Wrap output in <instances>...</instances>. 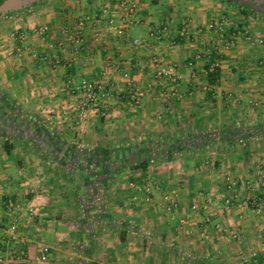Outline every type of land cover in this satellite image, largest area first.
Returning <instances> with one entry per match:
<instances>
[{
	"label": "crops",
	"instance_id": "0c3cea01",
	"mask_svg": "<svg viewBox=\"0 0 264 264\" xmlns=\"http://www.w3.org/2000/svg\"><path fill=\"white\" fill-rule=\"evenodd\" d=\"M40 1L0 19V264H163L174 262L181 249L198 250L163 242L175 234L168 230L169 220L163 229H145L148 218L156 222L162 200L150 195L145 172L122 162L126 151H178L180 145L185 150L191 142L209 141L213 126L238 132L243 119L235 115L244 104L251 107L247 140L264 147V42H256L264 39V31L247 27L253 42L236 37L227 47L207 28L225 17L221 0H126L137 6L133 15L127 3L121 5L124 0ZM184 24L190 34L181 38ZM230 25L226 22L225 28ZM164 26L167 35L160 32ZM77 29L80 44L69 40ZM200 49L209 55L187 66ZM160 55L181 74V99L153 78V59ZM211 59L218 61L214 83L205 73ZM84 79L110 91L104 115L95 107L77 113L79 97L71 83ZM130 84L143 91L134 105L127 100ZM190 120L203 132L159 145L153 139L159 128L190 125ZM98 156L109 157L103 159L107 167L95 164ZM162 182L167 186L169 179ZM99 195L105 213L98 220L92 201ZM176 200L180 213L173 216L175 222L188 217L192 205L182 193ZM20 205H31L35 215L28 216ZM204 214L195 213L194 221H202ZM210 215L213 221L222 217L216 209ZM231 217L240 221L234 211ZM11 221L19 234L15 246L5 237ZM239 224L264 239L252 219ZM43 247L46 251L40 252ZM257 248L264 262V240ZM18 249L25 251L24 261H16ZM202 260L185 262L208 264Z\"/></svg>",
	"mask_w": 264,
	"mask_h": 264
},
{
	"label": "rangeland",
	"instance_id": "374dc122",
	"mask_svg": "<svg viewBox=\"0 0 264 264\" xmlns=\"http://www.w3.org/2000/svg\"><path fill=\"white\" fill-rule=\"evenodd\" d=\"M46 1L51 2L52 0ZM221 1L224 4V18L227 23L236 24L237 21H243L245 28L260 26V32L264 31V23H261L264 21V13L252 11L247 18H244L238 13L236 3L228 4ZM41 3L43 1H38L34 6ZM59 3L66 4L65 0H60ZM254 105L257 107L259 103H254ZM239 111L240 113L235 116L240 115L243 124H238L237 135L243 137L238 141H230L226 136L229 135V132L222 130L221 126L217 129L213 126L215 132L212 131L208 134L209 141L201 139L196 143L191 142L190 148L182 149V151L170 149L169 159L161 158L160 151H126L127 158H123V163L126 164L144 156L152 157L143 179L151 196L154 193H157L156 196L160 195L162 210L157 213L155 223L154 219L149 220V218L144 222L145 229L149 231L150 225L154 229H163L165 221L169 220L168 230L175 234L167 241L166 238H163V242L171 243L178 249L191 245L198 249L193 252L181 249L180 252H177L178 259L175 257L174 262L169 261V263L164 262L163 264H186L185 261L189 258L203 259L209 264H251L253 262L264 264L262 252L259 250L260 254H257V247H262L264 239L241 230L242 227L239 224L252 219L255 224L253 229L260 228V235L261 231H264L262 230L264 229V199H258L260 194H264V147L259 145L258 141L252 145L253 143L247 140L248 129L245 119L248 117L251 107L244 104ZM168 129L164 132L159 128L153 132V139H156L158 145L203 132V130L197 129L192 121L190 125H186V123L185 125L171 124ZM232 129L230 128L228 131L233 132ZM133 141L136 142L137 139ZM203 145L205 146L198 150ZM166 179H169V182L165 183L167 186H163L162 181ZM170 183H174L173 186ZM179 183L183 186H178ZM132 184L134 185L132 187L135 188L137 183L132 182ZM179 193H182L192 205L191 210L187 211L188 217L183 215L184 217L180 218L181 222L178 216V220L175 222L176 219L173 216L176 217L177 213H180L176 200ZM165 194L174 199L171 209H168L163 200ZM206 199H210V202H207ZM226 199H229V202H226ZM215 209L224 219L228 217L232 221L227 219L223 221L222 217L220 221H213L211 218L213 216L210 214ZM193 211L195 213L205 211L202 221H194L195 213ZM233 211L240 221H233L234 218L231 217ZM250 228L252 226H249L248 230ZM156 240L162 241L161 239ZM109 241L114 245V240L110 239ZM133 243L135 242L133 241ZM147 255L149 256V254ZM163 255L167 259L168 253H163ZM216 261H220V263Z\"/></svg>",
	"mask_w": 264,
	"mask_h": 264
},
{
	"label": "built area",
	"instance_id": "2783aa9c",
	"mask_svg": "<svg viewBox=\"0 0 264 264\" xmlns=\"http://www.w3.org/2000/svg\"><path fill=\"white\" fill-rule=\"evenodd\" d=\"M127 3L128 5V13L129 14H135L136 13V5L135 3H131L130 1L124 0L121 5H125ZM78 25L81 26L82 22H78ZM226 19L222 17L219 20L210 21L207 24V28L211 31H213L218 39L223 42L227 47L232 45L234 43V40L236 37H242L245 40H249L253 42V37L246 34V31L238 30L236 32L228 33L226 32ZM161 34L167 35L168 29L166 26L160 29ZM178 34L181 38L186 37L190 34V29L188 24H184L178 31ZM151 35H154V32L152 31ZM69 40L71 43L74 44H80L83 41L82 34L79 29L73 31L69 35ZM140 40L134 39L133 44H139ZM256 42L262 43L264 42V39L262 37L256 38ZM209 55L208 51L206 49H200L194 53V55L187 61L186 65L189 67H193L196 62L201 61L204 56ZM154 62V72H153V78L160 83L161 85L165 84V86L168 89V92L174 96L176 99L182 98V93L179 90V84L181 82V74L178 72V69L176 65L172 63L166 62L163 57L156 56L153 59ZM218 67V61L211 59L208 63V68L205 70V73L212 72L214 69ZM124 76H127V73H124ZM72 84V92H75L79 100L76 104V110L77 113L82 115L87 111L90 107L99 108L101 110V114H105V108H106V101L110 98L111 93L109 90L106 89L105 85L103 83H100L98 81L94 80H82L80 84ZM142 90L135 86V84H130L127 92V100L128 103L131 105H134L138 103L139 98L142 95ZM0 195H3L2 189L0 187ZM164 202L167 204L168 209L172 208V205L174 203V199L168 195L165 194L163 196ZM207 202H210V199H206ZM226 202H229V199H226ZM11 205V203H9ZM18 209L22 210L24 209L26 213L30 216L35 215V208L31 205H20ZM208 221V218H206ZM182 222V220H181ZM5 237L7 241L10 243H17L19 241V234L17 232V228L15 223L12 221L8 223V225L5 228ZM46 251V248L40 249V252ZM26 258L25 251L23 249H18L15 259L24 261ZM15 264V263H14ZM251 264H259L258 262H253Z\"/></svg>",
	"mask_w": 264,
	"mask_h": 264
},
{
	"label": "trees",
	"instance_id": "16d2710c",
	"mask_svg": "<svg viewBox=\"0 0 264 264\" xmlns=\"http://www.w3.org/2000/svg\"><path fill=\"white\" fill-rule=\"evenodd\" d=\"M2 1L3 0H0V4H1ZM223 1H225L228 4L236 3L237 9H238V13L244 18H247L249 16V14L252 12L251 7H249V6L245 5V4H242V3H239V2H235L234 0H223ZM238 30H241V31L246 30L245 29V25H243V21H237L236 24L230 25V27H228L226 29V32L232 33V32H236ZM207 68H208V64L206 66V69ZM206 76H207L209 82L214 83L216 78H217V76H218V67L216 69H214V71H212V72H207ZM228 129H230V128H228ZM228 129H227V131H228ZM232 130H233V132L229 131V135H232L231 138H228L230 141H238V140H240L241 137H243V136H240V135L239 136H235V134L237 133V132L235 133L236 128L232 129ZM237 131H239V129ZM260 133H264V131L261 130ZM180 146L176 147L178 149V151L182 150V148ZM5 149L9 150V145L8 144L5 145ZM160 154H162L161 158L169 159V151H160ZM97 159L98 160L95 162V164H98L99 166L107 167L108 164L106 165L105 164L106 161H104V160H108L109 157L102 158V157L98 156ZM115 159H117V158H115ZM150 159H152V157L147 158V157L144 156V157L139 158V160H137V161H134V162L132 161V163H130V164H126V163H123V162H122V164H124V166H126L127 168L138 169V170H140L142 172H145L147 170L148 166H149ZM105 173H109V170H108V172H105ZM110 177H111V175L109 176V178ZM94 199L96 201L95 200L92 201V204L94 203L93 204V207H94L93 211H94V214H96V216L98 217V220H99V219H102V215H103V213H105V209H104V207H102L104 205V203H103V199L104 198H102L101 195H99V196H95ZM258 199H260V200L264 199V194H260ZM78 204H80V203H78ZM80 205H82V204H80ZM85 205L90 207L89 204H85ZM196 264H200V263H196ZM220 264H222V263H220Z\"/></svg>",
	"mask_w": 264,
	"mask_h": 264
},
{
	"label": "water",
	"instance_id": "95a60500",
	"mask_svg": "<svg viewBox=\"0 0 264 264\" xmlns=\"http://www.w3.org/2000/svg\"><path fill=\"white\" fill-rule=\"evenodd\" d=\"M40 0H3L0 4V19L16 11L24 10Z\"/></svg>",
	"mask_w": 264,
	"mask_h": 264
},
{
	"label": "flooded vegetation",
	"instance_id": "af4514ba",
	"mask_svg": "<svg viewBox=\"0 0 264 264\" xmlns=\"http://www.w3.org/2000/svg\"><path fill=\"white\" fill-rule=\"evenodd\" d=\"M238 1L239 3L245 4L252 9L259 10L264 12V0H234Z\"/></svg>",
	"mask_w": 264,
	"mask_h": 264
}]
</instances>
